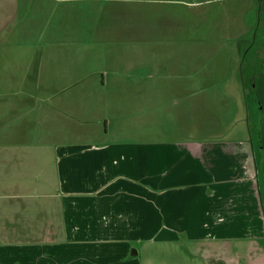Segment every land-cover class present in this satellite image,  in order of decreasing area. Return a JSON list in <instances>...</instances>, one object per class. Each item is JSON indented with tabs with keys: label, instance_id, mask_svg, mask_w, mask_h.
Here are the masks:
<instances>
[{
	"label": "rangeland",
	"instance_id": "rangeland-1",
	"mask_svg": "<svg viewBox=\"0 0 264 264\" xmlns=\"http://www.w3.org/2000/svg\"><path fill=\"white\" fill-rule=\"evenodd\" d=\"M246 1L256 7L237 16L244 32L235 27L234 12L229 31L218 26L209 31L211 22L204 21L229 20L223 12H209L201 17L193 49L181 52L148 43L145 28L166 25L154 12L148 17L149 12H114L116 18L108 20L112 12L96 8L112 7L110 0H20L16 22L0 37V140H23L18 151L9 146L8 152L26 155L23 166L33 171L37 165L28 160L38 156L46 174L51 156L56 154L58 165V146L66 143L157 145L174 138L211 143L218 151L198 164L171 145L152 147L151 178H144L142 162L131 171L151 191L149 203L138 187L141 198L121 194L142 224L131 220L130 251L141 249L149 257L146 264H165V259L169 264H264V223L259 225L246 180L252 171L245 175L243 164L247 156L249 162L256 160L255 187L264 201V0ZM128 18L139 33L122 29ZM170 34H164L167 40L178 37ZM192 79L197 88L216 94L201 91L194 122L181 123L179 114L185 112L175 106L180 100L175 91ZM7 121L10 126L1 132ZM247 142L253 156L232 153L239 147L235 143L243 147ZM191 167L197 172L188 173ZM97 168L94 164L89 174ZM110 177L111 172L104 181ZM207 232L248 239L197 244L195 239ZM33 245L0 240V264H47L37 261Z\"/></svg>",
	"mask_w": 264,
	"mask_h": 264
},
{
	"label": "crops",
	"instance_id": "crops-1",
	"mask_svg": "<svg viewBox=\"0 0 264 264\" xmlns=\"http://www.w3.org/2000/svg\"><path fill=\"white\" fill-rule=\"evenodd\" d=\"M110 1L113 3L112 7L104 9L102 3V6L96 8V12H112L108 20L116 18L117 14L114 12H149L145 15L147 17L150 16V12L159 14L161 22L165 20L166 25L155 29L145 28L144 33L150 34L147 37L148 43H160L162 48L181 49V52L184 48L193 49L194 41L198 38L197 33L202 27L200 26L202 16H206L209 12H223L229 20L220 23L222 18L214 16L211 21L207 20L204 23L211 22L206 24L209 31L219 28L229 31L232 28L229 24L231 13L234 12L235 27L241 26L244 32L242 21L237 16L242 18L249 10L254 12L250 8L256 7L255 5L250 7L248 1L243 4L245 0H133L128 1V5H124L122 0ZM19 7L20 0H0V37L7 33L10 24L16 22ZM123 22L124 20L120 21V24ZM127 22V25H122V29L131 27L130 30L129 28L124 30L127 34L140 32L131 25L134 22L132 18H128ZM117 27L121 26L112 25V29ZM170 33H177L178 37L167 40L168 37L164 34L172 35ZM213 90L197 88L193 79L190 84L176 89V96L180 100L175 102V106L178 112H185L179 114V121L193 123L199 108L198 98L202 96V92L206 96L216 94ZM54 94L56 95V90ZM6 126H10L8 121L2 124L1 132L7 131ZM9 140L12 141L8 142ZM1 141L3 143H0V149L3 151L0 153V240L35 244L30 251L37 253V261L40 258L46 259L47 264H146L149 257L147 255L143 257L141 249L131 252L129 247V241L134 240L131 220H139L142 225L140 218L135 214V208L129 201H121V194L124 192L133 194L135 199L141 198L137 195V187L144 194L142 199L145 198L146 203L150 201L146 196L151 188L132 176L134 170L141 166L139 162L143 164L144 178L150 179L152 147L163 148L171 145L172 149L179 150L185 157L193 159L196 164L201 158L204 162L206 156L209 158L212 152L218 151L217 148L210 146L211 143L193 138L186 140L174 138L171 139V143L157 145L146 141L111 142L93 146L84 142L66 143L58 146V165L55 163L56 154L51 156L52 162L48 164L46 174L45 169L39 168L41 158L38 156L28 160V163L37 165V170L33 171L31 170L33 166H23L27 160L26 155L20 152H8L9 146H13L10 148L12 151H18L19 146L24 144L23 140L9 138ZM235 144L239 147H235L232 153L247 155L250 152L253 156L248 142L244 143L243 147H240L241 143ZM226 145L228 144H224ZM246 158L243 163L245 175L249 170L252 171V177L246 179L250 182V192L254 197L252 205L256 206L259 225H263L264 201L261 194L259 198L257 196L254 179L257 172L256 160L249 162ZM3 162L6 163L5 167ZM94 164L98 168L89 174L88 170ZM190 169L187 171L190 174L197 172L196 168ZM110 172V179L104 181V177ZM56 180L59 182L58 187H55ZM122 180L127 183L119 185ZM194 183L196 188L200 187L199 181ZM184 186V184L180 185L181 188ZM252 208L253 206L250 207L251 211ZM251 218L254 220L252 215ZM2 229L5 231L2 232ZM232 239L248 238L207 232L195 240L200 244V242H227ZM140 240L136 239V241ZM58 244H62L63 247L60 245L57 247ZM200 251L206 255L205 249ZM57 256L58 259H55ZM163 262L169 264L167 259ZM223 262L226 263L225 260ZM208 264H210L209 260Z\"/></svg>",
	"mask_w": 264,
	"mask_h": 264
},
{
	"label": "flooded vegetation",
	"instance_id": "flooded-vegetation-1",
	"mask_svg": "<svg viewBox=\"0 0 264 264\" xmlns=\"http://www.w3.org/2000/svg\"><path fill=\"white\" fill-rule=\"evenodd\" d=\"M263 205H264V203H263Z\"/></svg>",
	"mask_w": 264,
	"mask_h": 264
}]
</instances>
